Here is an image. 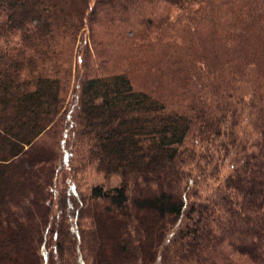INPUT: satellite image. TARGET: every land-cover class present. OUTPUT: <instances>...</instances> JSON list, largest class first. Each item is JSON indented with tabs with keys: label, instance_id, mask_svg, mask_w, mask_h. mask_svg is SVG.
<instances>
[{
	"label": "trees",
	"instance_id": "16d2710c",
	"mask_svg": "<svg viewBox=\"0 0 264 264\" xmlns=\"http://www.w3.org/2000/svg\"><path fill=\"white\" fill-rule=\"evenodd\" d=\"M18 262L264 264V0H0Z\"/></svg>",
	"mask_w": 264,
	"mask_h": 264
},
{
	"label": "rangeland",
	"instance_id": "374dc122",
	"mask_svg": "<svg viewBox=\"0 0 264 264\" xmlns=\"http://www.w3.org/2000/svg\"><path fill=\"white\" fill-rule=\"evenodd\" d=\"M113 54V52H112ZM115 63L119 64V66L125 64L126 70H128L131 73V77L133 79V82L138 87H148L151 84L153 85V71L149 66L142 65V59L143 56L139 55L131 60V57H125V55L119 54L115 57ZM128 62L127 63V61ZM154 59V57L151 59V61ZM101 173H89V180L100 182L102 179ZM25 261V260H24ZM18 264H23L21 262H18Z\"/></svg>",
	"mask_w": 264,
	"mask_h": 264
}]
</instances>
